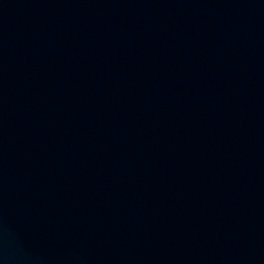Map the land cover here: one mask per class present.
<instances>
[{"label": "water", "instance_id": "95a60500", "mask_svg": "<svg viewBox=\"0 0 264 264\" xmlns=\"http://www.w3.org/2000/svg\"><path fill=\"white\" fill-rule=\"evenodd\" d=\"M0 264H264V0H0Z\"/></svg>", "mask_w": 264, "mask_h": 264}]
</instances>
